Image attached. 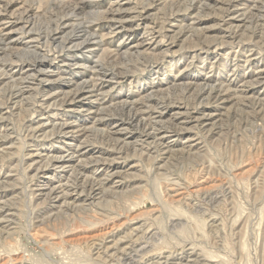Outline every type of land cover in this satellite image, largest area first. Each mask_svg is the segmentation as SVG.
<instances>
[{"label":"rangeland","instance_id":"374dc122","mask_svg":"<svg viewBox=\"0 0 264 264\" xmlns=\"http://www.w3.org/2000/svg\"><path fill=\"white\" fill-rule=\"evenodd\" d=\"M10 1L18 13L29 10L35 17V26L28 35L20 30L3 35L0 44V100L4 103L13 100L7 101L1 95L13 79L9 74L14 68L19 71L13 77H27V85H31L23 95V110L0 104V117L8 115L7 108L14 110L8 119H0V208L3 209L0 264H32L31 261L33 264H103L112 254L120 259L108 264H144L152 263L160 254H180L183 248L188 249L187 254L192 253L191 264H264V108L255 107L253 111L254 107H249L241 94L247 88L249 96L258 94L264 100V91L260 94L257 88L258 83L264 84V76L256 75L264 64L254 66L263 62L264 56L253 60L246 57L249 41H253L252 47L257 50L264 44L262 2H255L257 6L248 9L251 13L246 10L243 16L244 0H210L204 7L195 1L190 8L186 6L192 0ZM46 3L48 10L42 6ZM72 5H78L81 10L67 21L81 25L80 38L72 44L66 42L60 49L46 44L49 30L55 27L56 13ZM118 7L117 17L124 28L121 32L100 15ZM137 8L145 17L142 24H149L145 31L140 26L136 32L138 21L134 19V9ZM68 32L69 29H64L60 36ZM152 38L160 43L148 48L146 39ZM237 44L239 53L227 54L226 50ZM34 60L43 61L42 69L46 71L32 80L34 69L28 76L19 67L28 65L24 61ZM186 65L189 68L184 70ZM97 73L105 77L95 78L100 89L96 92L98 100L87 97L85 109L90 106V112H77L67 97L62 101L65 92L74 90L80 79ZM175 73L179 75L175 84L181 88L186 84L194 88L211 80L223 91L228 87L229 90L219 95V99L213 97L209 103L198 105L197 110L204 109L206 117L180 122L181 129L170 131L172 135L166 139L172 140L173 135L183 138L173 142L172 153H160L144 145L142 117H138L139 111L132 112L131 107L141 111V97L151 91L158 101L168 99V92L172 101L185 98L169 82ZM52 95L57 97L51 99ZM39 100L51 104L44 118L36 116L39 112L35 116L30 111L22 113L32 110ZM154 101L151 98V104ZM134 113L137 122L127 128L136 134L138 143L134 144L132 139L128 142L137 149L136 156L140 158L125 157L110 148L107 141L104 144L107 140L104 134L119 137V133L111 134L115 125ZM62 119L72 127H95L86 141L83 135H74L82 143L81 148L90 151L80 157L83 161L80 177L96 174L97 178L103 173L101 169L108 168L117 175L109 179L104 194L99 192L89 201H84V194H80L71 207L76 211L69 210V214L56 218L62 201L46 200L37 196L38 192L46 190L43 181L55 186L72 179L74 169L70 165L71 169L50 178L53 168L49 165L33 182L31 174L41 167L43 158L52 149L61 152L59 148L67 147V140L60 143L50 136L42 138L43 132L49 134L53 122ZM28 120L46 124L37 138L27 137L31 134L26 131L33 127ZM199 130L202 136L196 134ZM19 141L26 143L22 151ZM97 158L101 160L94 163ZM29 164L31 168L26 169ZM166 168L169 170L166 175L163 173L165 177L156 180L157 171ZM166 177L181 187L168 184ZM157 182L167 191L164 194L170 196L168 207L157 202ZM102 197L108 200L99 202ZM106 202L108 206L104 205ZM29 219L31 228L27 227ZM100 248L106 256L98 252Z\"/></svg>","mask_w":264,"mask_h":264},{"label":"bare ground","instance_id":"6f19581e","mask_svg":"<svg viewBox=\"0 0 264 264\" xmlns=\"http://www.w3.org/2000/svg\"><path fill=\"white\" fill-rule=\"evenodd\" d=\"M38 1H41V0H38ZM130 1H133V0H130ZM147 1L148 0H145V2H147ZM195 1H197V3L199 4V7H204L205 5L210 4V2H211L210 0H192V2H190L186 6V8H190L191 5L193 3H195ZM257 1L262 2V5H261L262 13H260V17L264 19V0H244V6H243L244 8H243V12L241 14L243 15L244 12L246 10H248L249 8L251 9V8L256 7L257 5L255 4V2H257ZM250 2L253 3L252 6H251ZM48 5L49 4L46 3V4H43L42 6H45L46 10H48L49 9ZM14 8H15L14 2H12L10 0H0V44L4 41V37H2L3 35L10 34V33H13V32L19 31V30L24 31V35H28L32 31H34V26H35L34 19H35V17L30 14V11L28 9H22L18 13V10H14ZM50 8H53V7L50 6ZM138 9L139 8L134 9V11H136L134 19H136V21H138L136 24V32L140 29V26H144L143 31H145L147 29V26L149 25L146 23L142 24L145 21V17L142 16V14H143L142 10H138ZM78 10H81V8L78 5L67 6V7H63L61 9H59V11L56 13V15H57L56 19L54 20L55 27H54V29L49 30V33L45 39L46 44H49L51 46H54V47L60 49L65 45L66 42L68 44H72V42L75 39L80 38V34L82 33L81 25L77 24L74 20L67 21V19ZM119 10H120V8L118 7L115 10H108V11L102 12V13L100 12V15H102V18L104 19L105 22L114 23L116 26H118L119 32H121L124 28L121 26L122 22H120L118 20V17H117V12ZM187 10H189V9H186V11ZM248 13H251L250 10H248ZM46 18H47V16H46ZM228 20H231V19H228ZM231 23H233V22H231ZM64 29H69L68 34H66L65 36H60V34L63 32ZM28 38L30 39L31 36H29ZM261 39H262V43H264V33H263V37ZM146 41L147 42H145L146 43L145 45L148 48L156 46L160 43L159 41H156V39H154V38L146 39ZM252 43H253L252 40L249 41V44H251V46L249 47L250 50L248 51L246 57H248L249 60H251V58L253 60V58L256 56H264V44H262L260 46V48L257 50V49H254V47H252ZM140 44H137V47L139 46L138 49H141ZM238 47H239V44L234 45L232 48H230V50H226L227 54L228 53L229 54L235 53V55L238 54L239 53V51L237 50ZM40 58H42V60H45L46 57L41 56ZM249 60H246V64L249 63ZM24 62L27 63L28 65H26L25 67H19V69L22 72L26 73L28 76H31L30 73H31L32 68H33L34 72H36V74H35V76L32 75V76H34L32 78V80H34V78H36V77H40L38 74H42L44 71H46V69H42L43 66L41 63H44L43 61L34 60L32 62H30V61H24ZM259 63L264 64V61L263 62H261V61L256 62V63H254L255 64L254 66H256V64H259ZM25 68H26V70H24ZM187 68H189V66L186 65V67H184V70H187ZM17 71H19V70L14 68L10 72L9 75L13 79L10 80L11 83L8 85L9 87L6 89L5 93L3 95H1L4 98H6L7 101L12 100V99L13 100L10 103H4L0 100V104L3 106H8V104H10V105L14 106L15 108H19L20 110H23L21 108L23 105L22 101H23V99H25V97H23V95H24V93H26V91L29 88H31V85H27V82H28L27 77L20 76L18 78H14L13 73L17 72ZM178 72H180V71H178ZM256 73H257L256 75H258V77H260L261 75L264 76V65L260 66L258 68V70L256 71ZM44 76H45V74H44ZM104 77H105L104 74L97 73V74H93L92 77H84V78L80 79L74 90H71V91L69 90V91L65 92L67 94L64 95V100H62V101H65V97H67L69 104L71 105L72 108H75V110H77V112H84V111L90 112L91 107L89 106L87 109H85V106H86L85 102L87 101L88 96H91L89 98L90 100H98L97 99L98 94H96V92H99L100 85L96 84L95 78H104ZM178 77H179L178 74L174 75V77H172V80H170L169 82H172L173 88L178 90L176 92H180L182 94V96H185V98L182 97L183 98L182 100H177L180 98L179 97V98L175 99L174 101H172L173 100V98L171 97L172 94H171V92H168L167 93L169 96L168 99L163 98V101L162 100L158 101V98L153 97L154 95H156L155 92L151 91V92L147 93L148 92L147 91L146 92L147 96L141 97L142 110L140 111V110H138V108L131 107L132 112L134 111L137 113V111H139L137 113V115H138V117H142L143 122H140V121L139 122H140V124L143 123L144 145L147 146L146 148L152 146L156 150V152H160V153H170L171 152L172 153V150H173L172 148H173V145L175 144L173 142L176 139H177L176 140L177 142L179 140H181L183 138V135H180V136L173 135V139L170 141H167L168 139H166V138L169 137L170 135H172V134H169L170 131L175 132L176 130L181 129L179 124L182 121L184 122L186 119H189V120L195 119V120L199 121L200 118L206 117V114L204 113V109H198L197 110L198 105H202V103H209L213 97L219 99V95L226 94L229 90V87H228L227 91H223L221 89V86L218 88V86L215 85V82L211 81V80L201 82L197 86H194V88L191 87V84H186L181 88L175 84L178 81V79H177ZM45 79H48V78L45 77ZM165 81H168V79H166ZM243 84L246 85V80L243 81ZM257 88L259 89V93L263 94L261 91H264V84L258 83ZM243 89L244 90H242V93H241L243 95L242 100L245 101L246 103H248L247 105L249 107L250 106L252 108L254 107L253 111H255L257 108H261V109L264 108L263 98H261L258 94L257 95L254 94L253 96H249L248 95L250 93L249 89H247V88H243ZM37 91H38V88H36L33 91L34 96L37 94ZM82 91H86L87 93H82ZM56 97H57L56 95H52L51 99H55ZM151 98L155 99L154 104H151ZM128 101H126V102L131 103ZM36 103H37V106H35L32 110H26V111H23L22 113L30 111L31 114H34V116H35L36 113L39 112V115H36V116H39V118H40V116H41V118H44L47 115V111H48L49 107L51 106V104L44 102V100H39ZM255 107H257V108H255ZM12 111H14L13 107L7 108L8 115H6L5 117H3L1 115L0 119H8V117L13 114ZM148 111H149V114H146V112H148ZM260 111L262 112V110H259V112ZM135 115H136L135 113L131 114V116H129L126 120L118 121V123L115 125L116 127L114 126L115 131H113L111 134H114L115 136H117V134L119 133V135H118L119 137H113L112 135L105 133L104 135L106 136L107 140H105L104 144H106V141H107V143L109 144L108 146L110 148L117 149L118 151H120V153H123L125 155V157H130L132 155V156H135V158L136 157L140 158L141 156H136V154H137L136 150L137 149L134 146L129 145L130 143L128 142L132 139L134 144L138 143V141L135 140L136 134L135 133L132 134L131 132H128V128H127V126L130 127V124H134L137 122L135 119ZM22 118H25V117L22 116ZM28 121H30L29 124L32 125L33 127H31L32 130H29L30 128L29 129L27 128L28 129L26 131L27 134L28 133L31 134V135L28 134L30 136H27V137L37 138L36 135L40 132H43V127L46 124L42 123L40 121H37V122H34V121L31 122V120H28ZM15 127H17V125ZM19 127H20V122H19ZM19 127H17V128L19 129ZM22 128H23V126H22ZM93 129H95V127L94 128H85L82 125H77L75 127H72L71 123H69L68 121H64L62 119L58 122H53V124H51V129H50L49 134H47L48 132L42 133V138L43 137L46 138V137L50 136V137H53L55 141H60V143L63 142V140H67L69 142H67L68 144H65L67 147L59 148L60 150L62 149L61 152L58 150L52 149L49 152V154L45 155V158H43L44 160H43V164L41 165V167H38L37 169H35L33 171V174H31V182L35 181V179L39 176V174H41L40 171L44 170L49 165H51V167L53 168V171L49 175L50 178H56V177H54L55 174H63L65 172V170L67 168H70L71 166L74 169L71 171V177L73 176L72 179L66 180L65 183L58 182V185H55V186H54V183L52 185L51 182L48 180L43 181L42 186L46 190L38 192L37 196L43 197L46 200H57L58 199V200L62 201L63 206L60 205L61 208L58 209V212L56 213V218H58L61 215H67V214H69L70 211H74V210L76 211V209H73L71 207L75 205L74 201L79 200L78 197H80L79 196L80 194H84V197H85L84 201L93 200L99 192L104 194L105 189H106V185L109 184V179L112 176L117 175V173H115V172L111 173L110 172L111 168H108V170L101 169V172H103V173H101L97 178L95 177L96 174H95V176H94V174H92L91 176H89V177L86 176L85 178L80 177L81 166L83 164V161L80 157H81V155H85L90 151L83 150L81 148L82 143H78L77 139L74 138V135H76V137L77 136L82 137V135H83L84 136L83 139L86 141L87 138L89 137V135L92 133ZM191 129L194 130V128H191ZM96 132H98L97 128H96ZM196 134L197 135L201 134V136L203 135L200 132V130L196 131ZM24 141L23 142L19 141V144H20L19 150L20 151H22L26 145V143H24ZM132 148H133L132 154H130V151ZM182 150L185 151L186 153H189V150H186L185 148ZM126 151H127V153H126ZM91 154L94 156L93 152H91ZM173 156L177 157L178 155L173 154ZM179 156L184 158L183 155H179ZM74 158H78V161H74L75 160ZM100 160H101L100 158H97V159H94L93 162L98 163ZM152 160H154V158L151 159V161ZM71 163H73V164H71ZM31 166H32V164H29L26 169H30ZM169 168L164 169L163 172L157 171V173L154 175V178L155 179L157 178L158 180H160L159 176H161L162 178L165 177V175H166L165 172H168ZM104 170H105V172H104ZM82 171H84L83 167H82ZM25 173L27 174V172H25ZM27 175H29V174H27ZM178 176L181 177L182 175H178ZM166 178H164V180L168 184L172 183V184H175L174 186H177L178 188L181 187V184L176 183L175 181H173L172 178L171 179L168 177H166ZM161 182H162V180H161ZM161 182L155 183V187L157 190V197L159 198L157 200V202L162 207H168V205H171L170 200H169L170 196L164 194L165 192L167 193V191L163 190V187H161V184H162ZM33 187L35 188V187H39V186L34 185ZM68 187L70 188V190ZM26 188H28V187H26ZM184 190H186V187ZM89 196H93V197L88 198ZM175 196H177V195H175ZM107 200L108 199L102 197L99 202L105 203V201H107ZM104 205L108 206L109 203L106 202V204H104ZM185 206H188V205H185ZM63 207H65V209ZM87 208H88V211L91 210L90 207H87ZM80 210H83V207H81ZM0 211H3V209L0 208ZM77 211H79V210H77ZM261 222H263V220ZM32 225H33L32 220L29 219L27 221V227L31 228ZM92 246H94L93 243L90 245L91 250H92ZM107 250H108V247L106 248L105 251H107ZM187 250H185L183 248L182 251L179 252L180 254H174V253L169 254V255L168 254H160V256H158L156 258V260H152V263H150V261H149V262H145L144 264H172L173 262H174L173 264H191L192 262H194V259L191 258L192 253L187 254ZM98 252H101L102 255L106 256V253L104 251H102V248H100V250ZM98 252H97V254H100ZM122 252L124 253L125 250L122 249ZM15 253H16V251H15ZM13 255H15V254L13 253ZM117 255H119V254H117ZM19 256L21 257L23 255L21 254ZM184 257H187V258L183 259ZM21 258H19V260H21ZM115 259L117 261L120 258L117 259V256L112 254L109 256L108 262L110 263L113 260L115 261ZM190 259H192V260H190ZM24 260L26 261V259H24ZM31 262L33 264V261H31ZM108 262L104 261L103 264H108ZM15 263H18V262H15ZM84 263H86V262H84ZM12 264H13V262H12ZM86 264H92V263L88 262ZM111 264H113V263H111Z\"/></svg>","mask_w":264,"mask_h":264}]
</instances>
